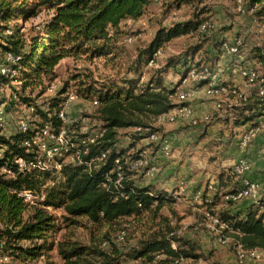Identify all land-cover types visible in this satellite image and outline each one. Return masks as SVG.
<instances>
[{"label":"trees","instance_id":"obj_1","mask_svg":"<svg viewBox=\"0 0 264 264\" xmlns=\"http://www.w3.org/2000/svg\"><path fill=\"white\" fill-rule=\"evenodd\" d=\"M153 1L156 0H0V54L5 56L8 53L15 58L14 62L5 63L4 57L10 74L1 73L0 81L4 84L12 79L20 81L21 87L15 93H18L19 102L29 103L31 99L25 95L27 89L34 91L41 86L44 78L52 77L55 66L63 58L79 54L87 57L112 54L111 58H116L118 49H121L118 46L119 38L124 34L122 22L140 19ZM194 1L169 0V7L178 9L182 5H194ZM247 7L252 8L258 21L264 25V0H247ZM196 8L194 18L158 29L130 72L138 74L143 65L154 59L158 50L182 35L193 34L202 39L193 47L192 58L203 47L206 34L214 28L200 31L203 23L210 22L208 14L211 9L205 5ZM41 11L46 12L48 17L38 30L33 28L26 31V27L18 22L19 19L23 22L31 20ZM225 41L224 38L212 41L219 54L224 50ZM188 56V53H184L183 57L172 62V66L180 64V67H186L189 64ZM251 58L264 68V41L262 45L252 48ZM14 71L17 74L11 77ZM259 75L261 80L255 83L264 89V72ZM121 81L101 88L88 84L85 89V96L98 102L96 109L104 129L103 135L95 143H88L86 153L83 145L78 146L82 160L89 165L68 160L63 162L58 173L54 169L35 167L21 170L16 161L20 157L26 163L36 160L37 147L31 145L34 152H29L25 142L32 140L46 124L51 123L56 131L64 126L60 117L61 107L58 106L61 99H52L46 110L32 107L33 115L41 120L37 124L29 123L27 130L18 131L10 137L0 136V254H7L22 264H92L91 256L101 258L100 264H120L123 255L135 261L141 260L144 264H186L185 261L200 257L190 240L172 234L174 229L168 228V232L156 230L126 254L118 251L116 245L106 238L111 251L78 241L60 242L58 252L61 262L41 260L51 248L46 244L45 236L56 226L55 217L46 210L48 207L62 208L67 214L66 220L72 223L79 222L77 219H86L93 223L114 225L125 218L141 217L147 213L158 216L164 207L176 202L173 193L163 191L153 183H137L134 177L137 169H129L126 161L139 158L145 148L130 152L134 149L133 143L127 149L116 148L121 129L149 128L144 132V137L154 133L156 129L151 127L150 122L177 105L174 102L176 89L166 87L162 75L146 83H142L140 77H125ZM206 82L203 80L199 83L204 85ZM223 85L228 87L229 84ZM235 92L238 93L237 89ZM240 95L241 103L234 106L233 119L229 115L221 119L216 112L211 118L227 124L231 119L236 126L249 124L246 129L261 127L264 94L254 89L248 95ZM138 135L141 133L138 132ZM154 144L155 150L158 149L159 145ZM103 152H106L103 160L97 159ZM148 160L151 162V157ZM147 169L144 168L145 171ZM119 171H122L123 179L121 186L116 187ZM237 177L233 167L225 169L218 177V186L228 189L226 193L229 194L239 183ZM23 190L43 194V198L38 205H29L19 195ZM218 194L209 202V207L216 205ZM230 208L221 212L220 217L239 232L234 236L244 249H264V211L249 206L244 211L231 213ZM121 236L125 237L123 234ZM174 241L177 243L175 246Z\"/></svg>","mask_w":264,"mask_h":264},{"label":"rangeland","instance_id":"obj_2","mask_svg":"<svg viewBox=\"0 0 264 264\" xmlns=\"http://www.w3.org/2000/svg\"><path fill=\"white\" fill-rule=\"evenodd\" d=\"M33 1L35 0H31ZM193 4L182 5L177 9L169 7V0L153 1L140 19L122 22L124 34L119 38L118 46L121 49H118L119 55L116 58H111L112 54L95 57L79 54L63 58L55 66L52 77L44 78L41 86L36 87L34 91L27 89L25 95L30 97L29 103L19 102L18 93H15V90L21 87L20 81L12 79L6 84L0 81V106L4 119L0 127V136L10 137L16 134L19 131L18 123L21 121L27 122L28 126L29 123L37 124L41 120L33 115L32 107L46 110L52 99H61L58 106L65 114L63 129L67 131V135H71L70 137L81 138L83 134L97 133L102 129V121L98 118L96 109L97 100L85 96L88 84L101 88L112 82H122L121 80L125 77H140L141 82L146 83L151 78L162 75L166 87L176 88L186 71L180 69V64L172 66V62L178 57H183L184 53L189 54V64L184 68L211 66L217 74L216 83L220 85H223L222 80L232 79L228 87L223 85L224 92L217 95L208 94L203 85L192 79L189 86L194 87L198 93L186 101L190 112L175 121H161L156 118L150 122L151 127L156 129L157 136L171 143L167 153L160 152L159 148L155 150V144L149 143V140L143 136L146 130L141 131L142 136L138 135L136 128L133 127L120 130L117 150L127 149L133 143L134 149L130 152L145 148L149 155L148 159L149 157L154 159L157 166V171L154 173H148L144 168L137 169L134 174L137 183L139 185L153 183L157 188L173 193V196L176 193V202L164 207L158 216L147 213L141 217L125 218L120 224L114 225L93 223L86 219H77L79 222L72 223L66 220L67 214L62 208L48 207L46 210L55 217L56 226L45 236L46 244L51 248L41 258L43 262L46 260L61 262L58 252L60 242L78 241L84 245L102 247L108 251L110 250V244L107 242L109 239L116 245L118 251L126 254L137 247L140 240L155 233L156 230L168 232V228H173L172 234L190 240V243L195 246V253L200 256L197 259L185 261L186 264H264V259L248 258L241 262L237 258L233 245L225 246L218 242V233L221 229L218 227V222L214 221L215 217H220L221 212L227 211L228 208L231 207L232 213L234 212L232 209H237L244 204L242 202H248L232 201L230 203L226 199L228 189H221L218 186V169L225 168L221 166L223 162L227 164L233 161L232 167L243 157L250 165V172L253 168L255 172L264 176V141L259 144L260 152H255L254 158H251L250 149L257 137L247 146H242L240 137L244 131L235 141L238 128L234 120H231L235 114L234 106L241 103L240 94L248 95L254 89H263L258 83H252L245 78L243 71L245 68H256L260 74L264 72V68L251 58L252 48L263 44L264 25L250 10L245 14L239 13L236 0H195ZM203 5L211 9L208 20L213 23L214 28L206 34L207 39L203 47L192 58L190 56L193 47L202 39H199L198 35H182L172 39L160 51L158 50L160 53L155 60L143 65L138 74L130 72L141 51L151 43L158 29L169 28L194 18L196 7ZM47 17V13L41 11L31 20L23 22L19 19L18 22L26 27V31L33 28L38 30ZM224 34H227L226 37L224 36L226 42H232L234 39L241 40L242 44L238 53L231 54L224 50L223 55L218 53V48L212 41L222 38ZM5 56L0 54V74L2 66L10 71L8 64H5L6 61H15V58L8 60V53ZM16 74V71L11 72V77ZM236 89L238 93L235 92ZM174 102L179 104L177 97ZM197 105L200 106L197 107ZM215 112L221 119L226 115L232 118L228 124L220 119H212L211 116ZM260 119L262 128L258 131V135L264 134V114ZM45 126L56 132L51 123ZM43 128L36 133L35 137L37 139L41 137V140L49 142L47 137H42ZM28 151L34 152L33 148H29ZM1 153L2 150H0V156ZM193 155L196 157V160H193L195 164L187 163L186 159ZM255 162L261 167H256ZM256 181L264 186L263 180L256 179ZM48 183L51 184L50 181ZM38 194L34 193V195ZM215 194H218L216 205L209 207V202L214 199ZM41 199L37 196L33 199V203L29 202V205H38ZM122 234L125 237L121 238ZM224 234L234 238V234L230 231ZM174 245H177L175 241ZM90 260L92 264H100L101 258L91 256ZM121 261L120 264H144L141 260L135 261L125 255L122 256ZM0 264H22V262L1 253Z\"/></svg>","mask_w":264,"mask_h":264},{"label":"built area","instance_id":"obj_3","mask_svg":"<svg viewBox=\"0 0 264 264\" xmlns=\"http://www.w3.org/2000/svg\"><path fill=\"white\" fill-rule=\"evenodd\" d=\"M237 4V11L241 14H245L250 9L247 7V0H236ZM252 11V8L251 10ZM214 27L213 23L205 22L201 25L200 31L205 32L208 28ZM240 39H234L232 42H226L223 44L224 51L228 53L234 54L238 53L240 50L241 45ZM160 51V50H159ZM157 51L154 55V59L150 61L152 63L155 58L160 53ZM14 60L12 55L9 54L8 60ZM180 69L184 70V67H180ZM244 69H242L243 71ZM185 71V70H184ZM2 74H9L10 71L7 67L1 68ZM245 78H247L250 82L255 83L261 79H259L260 75L256 71V68H245L243 71ZM219 78V76H218ZM196 80L197 83L200 81H207L203 87L204 90L210 95H217L220 92H224L225 88L223 85L217 84V74L210 66H202L200 68L188 66L186 68L185 75L181 78L180 84L175 88L176 89V97L178 99V105L175 106L170 111L163 113L157 117V119L161 121H175L177 118L183 116L190 112V107L186 105V101L190 98L194 97L198 91L194 87H190V81ZM260 94H264V89L260 90ZM72 98V97H71ZM3 112L0 106V127L3 123ZM63 111L60 112V117L64 118ZM19 131H25L28 129V123L25 121H21L18 123ZM262 127V125H261ZM258 127H250L244 131V133L240 137V141L242 146H247V144L256 137L258 131L261 128ZM60 129L59 131L54 132L52 129L49 130L48 126H45L42 129V137H47L49 142H45L43 140L37 139L35 136L32 140H26L25 144L27 148H31V145H35L37 147V156L35 161H31L30 163H26L25 160L20 157L16 161L19 165L21 170L23 169H30L31 167L41 168V169H54L56 172H60L63 162L68 160L77 162L79 164L85 163L89 165L88 162H84L79 154L81 149L79 145L84 146V152L86 153L88 143H95L96 139L99 136L103 135L104 129H100L97 133H90L86 136L81 138L70 137L71 135L66 134V130ZM146 131L148 129H145ZM141 127H137L135 131L141 133V131H145ZM145 138L149 140V143H156L159 145V151L167 153L169 146L171 143L166 140L165 138H159L157 133H150ZM79 146V147H78ZM71 152V154H70ZM74 152V153H73ZM76 154V155H75ZM147 151L144 150L140 153V157L135 160L126 161L128 164L129 169L135 170L140 168H147L146 170L148 173H154L157 171V166L155 164V160L152 159L150 162L147 157ZM106 152H103L100 156L97 157L99 160H103L105 157ZM119 163V159L116 160ZM235 173H237L239 179V183L233 192L227 194L226 199L233 202L239 201H248L250 205L257 207L260 212L264 211V186H262L256 179H253L249 176L250 172V165L245 158H240L235 165L232 166ZM120 168V166H119ZM109 179V178H108ZM123 179L122 171H119L117 174V179L115 180L116 187L121 186V181ZM20 196L24 198L26 202L33 203V199L35 197L43 198V195H34V192L30 190H23L19 193ZM174 198H177L176 193ZM218 215V214H217ZM215 216V215H214ZM212 216V217H214ZM214 221L218 222V227L221 229L218 233V242L224 244L225 246H234L235 253L237 258L242 262L246 259H264V249H244L242 243L235 238L232 239L226 236L224 233L227 231L232 232L233 234H239L238 231L233 230L225 221L221 219V217H215ZM122 238V236H121ZM173 246L174 243H173Z\"/></svg>","mask_w":264,"mask_h":264},{"label":"crops","instance_id":"obj_4","mask_svg":"<svg viewBox=\"0 0 264 264\" xmlns=\"http://www.w3.org/2000/svg\"><path fill=\"white\" fill-rule=\"evenodd\" d=\"M227 36V34H224L223 35V37L222 38H220V39H226L225 37ZM214 51V50H213ZM212 51V52H213ZM223 52L224 51H222V52H220L221 53V55H223ZM214 53V52H213ZM221 55H220V57H221ZM219 57V58H220ZM222 83L223 84H225V83H227V84H230V83H232V79H230V78H226V79H224V80H222ZM170 88H172V87H170ZM203 88V87H202ZM201 88V89H202ZM200 106V105H199ZM198 105H197V107H199ZM247 124H245V125H241V126H237V128H238V130H237V136L235 137V141H236V138L238 137V136H240V134L243 132V131H245L246 130V128H247ZM210 127V126H209ZM213 128H211V130H212ZM262 139H261V138ZM264 141V134H259L258 135V137L253 141V143H255L253 146H251V152H252V154H251V158L253 157L254 158V153L255 152H260L259 150H258V148L260 147L259 146V144H260V142H263ZM191 154V153H190ZM237 154H238V151H237ZM193 160H196V157L193 155V156H190L189 158H187L186 159V162L187 163H189V164H195L194 162H193ZM256 161V160H255ZM218 162H220V161H218ZM233 162V161H232ZM232 162L231 163H222L221 164V166L223 167H225L223 170L221 169V168H219L218 169V177H219V175L221 174V173H223L224 172V170L225 169H228V168H230L231 167V164H232ZM254 163V162H253ZM258 163H260V162H258ZM219 165V164H218ZM255 166L256 167H258V168H260L261 166H259L256 162H255ZM221 169V170H220ZM220 170V171H219ZM191 171V170H190ZM249 176L251 177V178H253V179H257V180H263V182H264V176L263 175H261L259 172H255L254 171V169L252 168V171L249 173ZM242 203H244V204H242ZM242 203H240V204H242V205H240L237 209H232V210H234V212H237V211H239V210H241V211H244L247 207H249V203L248 202H242Z\"/></svg>","mask_w":264,"mask_h":264}]
</instances>
